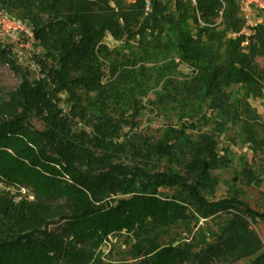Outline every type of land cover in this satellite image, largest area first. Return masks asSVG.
Returning <instances> with one entry per match:
<instances>
[{
    "label": "trees",
    "instance_id": "obj_1",
    "mask_svg": "<svg viewBox=\"0 0 264 264\" xmlns=\"http://www.w3.org/2000/svg\"><path fill=\"white\" fill-rule=\"evenodd\" d=\"M191 1L0 0L41 49L39 77L0 102V264H216L255 245L243 215L264 214L204 197L232 159L203 128L213 122L222 135L232 126L264 154V123L249 104L264 87V68L253 65L264 59V20L249 27L240 0ZM107 36L121 45L109 49ZM0 62L14 67L1 47ZM179 64L189 69L181 80L171 77ZM151 92L176 125L159 140L123 138ZM161 161L171 168L157 171ZM241 173L260 184L251 169ZM221 215L219 235L197 252L169 238ZM110 239H123L129 260H105Z\"/></svg>",
    "mask_w": 264,
    "mask_h": 264
},
{
    "label": "rangeland",
    "instance_id": "obj_2",
    "mask_svg": "<svg viewBox=\"0 0 264 264\" xmlns=\"http://www.w3.org/2000/svg\"><path fill=\"white\" fill-rule=\"evenodd\" d=\"M169 6H173L175 0H163ZM0 11H2L0 9ZM16 16V15H15ZM18 18V16L16 17ZM20 19V18H18ZM264 20V13L260 11H253L252 14L247 16V21L250 23L248 26L252 27L259 21ZM221 19L216 20V25L220 24ZM246 34L250 33L249 30L244 31ZM23 40V39H21ZM24 41V40H23ZM109 49L118 48L121 44L116 42L110 36L104 39ZM25 42V41H24ZM0 47L10 51V58H12L14 67L10 64L0 62V102L8 99V93L16 90V87L21 83L24 77L29 79H35L39 77L38 67L34 55L41 53V49L34 45L27 48L21 42H14L9 38L0 36ZM253 65L258 70L264 68V59L262 57H255ZM189 74V69L181 64L178 65V69L173 77L174 79L181 80L183 76ZM65 98V96H63ZM157 100L154 92L143 100V111L134 121V127L130 124L124 127L122 132L123 138L125 136L139 135L149 139L159 140L161 131L165 126L176 125L177 119L172 112H163L155 109L152 102ZM249 104L251 108L255 109L257 115L260 117V121L264 123V87L262 90V96L260 98H250ZM65 111H68L69 106L63 105ZM211 115V112L208 113ZM31 127L43 131L44 126L42 122L36 118H32L30 121ZM209 126L203 128L205 132H212L216 135L218 140V150H224L228 148L232 159V162L224 169L217 170L213 173L218 178V186L211 194H205L204 197L209 202H217L225 200L226 198H235L239 202L244 203L250 210L259 214H264V154L252 153L249 146L244 144L241 139L236 138V130L229 126L227 131L220 135L215 131V125L213 122L208 124ZM78 128L86 129L90 131L88 126L80 123ZM122 138V139H123ZM125 163H130V158L123 159ZM167 161L159 162V165L154 168L157 171L163 172L169 168ZM171 168V167H170ZM244 168L251 169L255 177L260 179V184L249 183L244 177L241 171ZM172 169H178L175 165ZM246 227L249 230L246 236L251 238L255 245L251 248L242 250L241 254L231 258L228 262H220L216 264H253L257 257L264 253V220L256 217L251 218L243 215ZM227 215H221L208 220H199L197 227L201 230L195 229L193 236H187L185 229H177L173 234V237H169L175 244H191L193 251L197 252L201 247L213 244L217 235H219L220 227L226 224ZM123 239H110L103 247V252L107 261H117L120 259L129 258L126 255V246L122 243ZM194 264V263H186Z\"/></svg>",
    "mask_w": 264,
    "mask_h": 264
},
{
    "label": "built area",
    "instance_id": "obj_3",
    "mask_svg": "<svg viewBox=\"0 0 264 264\" xmlns=\"http://www.w3.org/2000/svg\"><path fill=\"white\" fill-rule=\"evenodd\" d=\"M128 2L131 3L133 0H128ZM191 3L193 6L196 4L195 0H192ZM239 6H241V12L246 21L247 16L255 10L264 13V0H240ZM145 10L151 11L149 2H146ZM249 24L247 21V25ZM0 36L9 38L14 42H21L27 48L35 45L33 30L28 23L2 11H0Z\"/></svg>",
    "mask_w": 264,
    "mask_h": 264
}]
</instances>
